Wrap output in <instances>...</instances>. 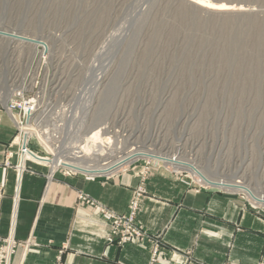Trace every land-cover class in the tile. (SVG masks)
I'll use <instances>...</instances> for the list:
<instances>
[{
	"label": "rangeland",
	"instance_id": "374dc122",
	"mask_svg": "<svg viewBox=\"0 0 264 264\" xmlns=\"http://www.w3.org/2000/svg\"><path fill=\"white\" fill-rule=\"evenodd\" d=\"M3 30L50 48L44 54L0 39V120L13 130L0 167L17 172L23 145L42 157L71 159L87 138L88 148L100 145L102 153H80L84 164L102 166L136 149L175 152L211 177L264 194V0H0ZM29 99L35 106L25 109ZM95 126L108 142L92 141ZM26 163L94 178L139 167L124 211L84 193L77 200L109 220L108 244L150 243L151 264L167 249L163 232L136 220L152 168L188 178L197 189L239 196L264 213L245 192L198 182L153 156L134 155L96 175L31 158L24 169ZM16 245L9 226L0 235V264H10Z\"/></svg>",
	"mask_w": 264,
	"mask_h": 264
},
{
	"label": "crops",
	"instance_id": "0c3cea01",
	"mask_svg": "<svg viewBox=\"0 0 264 264\" xmlns=\"http://www.w3.org/2000/svg\"><path fill=\"white\" fill-rule=\"evenodd\" d=\"M0 120V162L13 130ZM16 157L10 158L12 164ZM0 167V235L9 226L17 241L10 264H151L152 246L108 244L109 220L77 200L89 195L107 208L125 210L139 182V167L108 178L51 170L38 163ZM57 167H54V169ZM67 169V168H66ZM136 220L163 232L167 249L152 264H256L264 261V213L239 196L197 189L188 178L152 168Z\"/></svg>",
	"mask_w": 264,
	"mask_h": 264
},
{
	"label": "bare ground",
	"instance_id": "6f19581e",
	"mask_svg": "<svg viewBox=\"0 0 264 264\" xmlns=\"http://www.w3.org/2000/svg\"><path fill=\"white\" fill-rule=\"evenodd\" d=\"M4 32H0V39L7 40L11 44H13L17 41H20V42H24V43L32 45L34 47V49L41 47L42 50L44 51V54L49 52L50 47H49L48 43L41 38H36L34 36L28 37V36L20 34L19 32H14V31H11V32L4 31ZM27 38H30V41H28ZM34 106L35 105H34L33 100L29 99L28 101H26V104L23 107L25 109H32ZM26 113L27 112L25 111V114ZM17 117H18V114L16 113V116L12 117V119L13 120L15 119L17 121ZM26 129H27L26 127L23 128V130H26ZM27 134L28 133L26 131H24V136H27ZM104 134H105V131L102 130L101 127L95 126V127H93L89 137L92 138V141H94V142H97L99 140H102V142H108L109 138L103 137ZM86 140H87V138H84V140H83L84 144L81 147L77 146V147H75V150H72L71 159H68L67 157H63L59 154H57V155L54 154L52 158L42 157V156H39L38 154H36L35 152L31 151L30 149H28V147L23 145V146H21V148H22L21 153L22 154H20V160H19L20 165H21V163H23L25 161L26 158H31L32 160H34L36 162H42L44 164L45 163L50 164L53 168L61 165V166H65L67 168H73V169H76V170H79V171H82L85 173H92V174L96 175V174H100L103 172H107L111 167L120 164L121 162L125 161L127 158H129L131 156H134V155L135 156L138 155L141 157L153 156V157L162 159L164 161L170 162L171 164H173L172 166L177 167V169L187 170L188 172H190V174L193 177L196 178V180L198 182L205 181L207 184L222 186L223 188H227L229 190L233 189L235 191L245 192L249 197L254 199L256 202L262 203L264 205V194L258 193L253 188H251L249 185L243 184V182H237L236 183V181H233V180L230 181V180H225V179H221V178L211 177L207 173H205L202 169H200L196 163H194L193 161H189L183 157L177 156L175 152L172 154H169V153L163 154V153H153V152H150V151H147L144 149H136V150H130L131 152L124 153L123 155H121L120 157L115 159L113 162H110V163L102 165V166L84 164V163H82L81 160L78 159L81 156L80 153L87 154V153H90L92 150L95 151V152L92 151V154H94V155H101V153H102L101 152L102 148L100 145H96L95 146L96 148H94V149H89L88 148V141H86Z\"/></svg>",
	"mask_w": 264,
	"mask_h": 264
},
{
	"label": "built area",
	"instance_id": "2783aa9c",
	"mask_svg": "<svg viewBox=\"0 0 264 264\" xmlns=\"http://www.w3.org/2000/svg\"><path fill=\"white\" fill-rule=\"evenodd\" d=\"M23 113H24V117H25V112H24V109H23ZM20 122V117H19V115H18V117H17V123H19ZM21 150H22V148H21ZM21 150H20V154H22L21 153ZM19 167H17V169H18Z\"/></svg>",
	"mask_w": 264,
	"mask_h": 264
}]
</instances>
